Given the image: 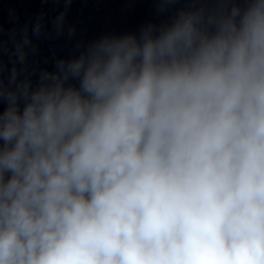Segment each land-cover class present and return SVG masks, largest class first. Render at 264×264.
Here are the masks:
<instances>
[{
    "label": "clouds",
    "instance_id": "1",
    "mask_svg": "<svg viewBox=\"0 0 264 264\" xmlns=\"http://www.w3.org/2000/svg\"><path fill=\"white\" fill-rule=\"evenodd\" d=\"M155 3L43 64L0 22V264H264V0Z\"/></svg>",
    "mask_w": 264,
    "mask_h": 264
}]
</instances>
